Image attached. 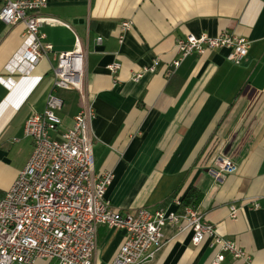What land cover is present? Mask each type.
Instances as JSON below:
<instances>
[{
    "label": "crops",
    "instance_id": "crops-1",
    "mask_svg": "<svg viewBox=\"0 0 264 264\" xmlns=\"http://www.w3.org/2000/svg\"><path fill=\"white\" fill-rule=\"evenodd\" d=\"M38 13L69 25L42 26L55 52L72 50L76 36L86 49L93 169L113 174L110 205L123 214L153 211L194 186L202 193L196 208L216 232L248 251L252 264H264V0H46ZM123 21L131 28L120 42ZM24 31L22 22L0 21V198L31 154L27 117L54 93L63 101L60 132L84 105L77 91L52 88L51 56L32 66L19 61ZM221 31L250 42L240 62L214 49L185 57L168 74L177 38ZM156 59L153 72L134 80ZM114 62L120 67L112 75ZM218 154L237 164L220 181L207 171ZM230 204L241 206L235 218ZM163 232L154 257L140 264H210L215 257L208 241L193 245L188 230ZM122 241L121 230L100 225L93 263L111 264ZM220 264L241 262L227 255Z\"/></svg>",
    "mask_w": 264,
    "mask_h": 264
},
{
    "label": "built area",
    "instance_id": "built-area-1",
    "mask_svg": "<svg viewBox=\"0 0 264 264\" xmlns=\"http://www.w3.org/2000/svg\"><path fill=\"white\" fill-rule=\"evenodd\" d=\"M46 0H0V21L6 26L22 22L23 51L21 63L30 66L42 58L54 61L52 88L75 90L84 105L73 117V124L60 132L61 119L56 113L63 101L49 93L45 109L32 113L23 126V135L33 147L25 165L10 187L0 198V264H34L37 260L56 264H94L97 229L105 225L123 232L111 264H140L154 257L164 241V228L173 226L179 232L192 233L193 245L208 241L217 250L210 264H220L228 255L241 264H252L248 251L236 241L220 236L203 214L190 205L183 206L180 197H174L169 207L149 210L138 208L134 213H121L112 207L105 194L112 182L111 171L94 173V155L89 135L92 110L86 90V49L76 36L69 51L55 52L41 31L48 23H67L46 17L38 11ZM131 28V21L120 25L123 35ZM101 42V37L96 38ZM250 42L232 32L221 31L215 36L188 34L175 40L176 58L168 74L189 55H203L214 49H225V58L240 62L247 54ZM158 59L134 76L138 80L144 72H153ZM118 62L107 66L115 75ZM237 164L225 154L216 155L208 173L216 181L236 172ZM253 207H258L257 203ZM241 206L229 205V216L237 217Z\"/></svg>",
    "mask_w": 264,
    "mask_h": 264
},
{
    "label": "trees",
    "instance_id": "trees-1",
    "mask_svg": "<svg viewBox=\"0 0 264 264\" xmlns=\"http://www.w3.org/2000/svg\"><path fill=\"white\" fill-rule=\"evenodd\" d=\"M177 197L176 195H173L172 198ZM202 197V193L194 186H190L184 195L181 197V202L183 206L190 205L192 207H197V204L199 203L200 199Z\"/></svg>",
    "mask_w": 264,
    "mask_h": 264
},
{
    "label": "rangeland",
    "instance_id": "rangeland-1",
    "mask_svg": "<svg viewBox=\"0 0 264 264\" xmlns=\"http://www.w3.org/2000/svg\"><path fill=\"white\" fill-rule=\"evenodd\" d=\"M56 113L58 114V111H56ZM54 262H52L51 264H53Z\"/></svg>",
    "mask_w": 264,
    "mask_h": 264
}]
</instances>
